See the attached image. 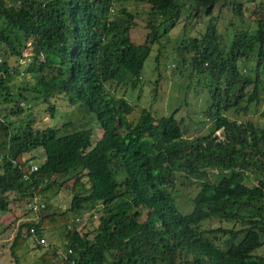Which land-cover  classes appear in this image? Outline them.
I'll return each mask as SVG.
<instances>
[{
	"label": "trees",
	"instance_id": "1",
	"mask_svg": "<svg viewBox=\"0 0 264 264\" xmlns=\"http://www.w3.org/2000/svg\"><path fill=\"white\" fill-rule=\"evenodd\" d=\"M128 1L0 0V212L17 210L28 197L45 203L38 222L23 221L15 233L13 264H20L27 238L40 264H69L61 263L60 248L31 236L32 226L40 233L63 228L65 247L79 254L76 264H264L252 254L264 246V0H134L147 4L139 44ZM221 3L232 15L219 21L256 26L234 34L226 47L212 15ZM184 15L196 33L185 31L186 21L172 69L196 77L190 86L203 93L205 107L194 121L211 122L192 137L174 112H136L124 92L116 93L138 87L153 47L159 65L167 52L163 37ZM204 15L209 22L201 30ZM25 51L31 60L23 64ZM17 69L30 78L15 87ZM60 100L97 126L61 134L32 125L37 103L54 120ZM36 149L44 159L30 172ZM68 180L69 206L54 209L47 193ZM188 181L198 190L188 199L192 210L182 213L175 196ZM90 208L100 214L91 229L66 230L73 214ZM214 220L232 226L211 227Z\"/></svg>",
	"mask_w": 264,
	"mask_h": 264
},
{
	"label": "rangeland",
	"instance_id": "2",
	"mask_svg": "<svg viewBox=\"0 0 264 264\" xmlns=\"http://www.w3.org/2000/svg\"><path fill=\"white\" fill-rule=\"evenodd\" d=\"M221 4H216L214 7L212 15L213 17L215 16L217 20L215 18H212V20L214 22L216 20L221 29V31H216L217 36L220 37V45L226 47L231 41L230 39L233 38L234 34L241 33L249 26V24H247L246 28H243L239 23L241 21H238L237 19L236 21H229L231 19H228L226 22L219 21L220 15H224L226 18L232 15L230 8L227 9L225 7L226 5ZM126 6L136 15L137 26L131 31L132 39L137 44L142 43L146 35V29L143 25V22L147 19V4L144 2H135L134 0H129L126 2ZM12 9V6L9 5L8 10ZM252 18V16L249 18L250 21ZM186 21L187 23L185 31H187L188 34L196 33L191 29L193 25L192 23H194V21L192 19L187 20L184 15L178 25L171 29L167 36L163 37L165 40V50H167V52L163 54L164 56L161 58L159 65L157 66L155 61L156 48L153 47V50L150 52L149 56L144 62L138 87L132 88L128 86L127 88H124L122 86L117 88L116 93L122 95V92H124L125 98L136 107V112L143 108L151 112L154 116H168L174 112L177 118H182L184 121V126H186L185 136L192 137L193 135L203 132L205 127H209L211 122L206 121L203 127L202 124L195 122L197 121V118L199 119L200 116H203L202 113L200 114V111L205 107V103L202 98L203 93H194L193 87L190 86V83H194L196 77H192L193 79L191 80V78L187 77L186 72L184 73L185 76H180V72H183L184 70L179 71L178 69H172V65L177 62L178 57L177 53L175 54L174 49L177 46L176 44L179 43V39L184 36L183 26ZM244 21L248 20L244 19ZM207 22H209V19L204 15L200 21L199 28L204 30L207 26ZM254 28H256V26H251V28L249 26L251 32ZM8 59L13 60V57H8ZM12 62L17 64L14 61ZM15 74V81L12 83V85L15 87L17 83L21 81L24 82L30 78L26 74L20 75L18 70L15 72ZM163 77H166V80H163ZM156 82L161 85L159 88L156 85ZM14 91H16V89H14ZM203 92L206 93V89L203 90ZM59 102L61 105L58 104L56 107L57 112L55 113L56 118L54 117V120L49 114L47 105L43 103H37V105L34 106L35 119L33 120L32 125L38 128L49 125L58 127L60 128L61 134H66L73 131L74 129L86 130L92 125L93 127L97 126L94 120L87 116L84 117L81 114L79 107H73L69 110H64L62 107L66 105V103H64V100H60ZM20 105H22V103H20ZM229 116L232 117V113H230ZM34 151H36L35 154H38L37 157L40 158L42 156L41 150L36 149L32 152ZM35 163L37 164V160H35ZM210 178L212 181L217 180V177L213 175H210ZM194 180L195 179L192 178V183ZM255 181L256 180L253 179L250 181L245 180V183L251 185ZM189 182L190 181H188L186 184H181L182 186L179 188L181 192L175 196L178 208L182 213H188L192 210L193 203L192 201L190 202V200L188 201V199L194 196L198 190V186L196 184H190ZM70 184L71 181L68 180L63 186L52 189L47 193V199H49L48 201L51 203L54 209L64 210L69 206L70 199L72 197ZM17 206L19 207L16 208L17 210H13L11 206L10 211L4 213L0 212V264H13L14 259L10 254L9 246L19 226L24 223L23 221L27 220V214H23L25 212V209L23 208L24 201L17 204ZM90 210L93 209H84L81 215L88 213ZM97 214L100 215L99 213ZM75 215L77 214H73L72 217ZM94 223V221L88 220L84 224L81 223V225H77V227L79 228V231L83 232L91 229ZM209 225L211 227H216L218 225L231 227L232 223H221L217 220H214V222L210 223ZM206 226H208V224H206ZM63 230V228L55 229L52 227H46L44 233L46 234L45 238L48 244L51 243L52 245H56L57 248H61V250L64 249L66 243L61 242L62 238L64 237ZM22 232H26L25 226L22 228ZM31 244V238H27L24 248L18 252L20 264H40L36 261V253H39V251L32 252L33 248L27 249V247H30ZM252 254L264 257V246L257 248Z\"/></svg>",
	"mask_w": 264,
	"mask_h": 264
},
{
	"label": "built area",
	"instance_id": "3",
	"mask_svg": "<svg viewBox=\"0 0 264 264\" xmlns=\"http://www.w3.org/2000/svg\"><path fill=\"white\" fill-rule=\"evenodd\" d=\"M29 171L35 172L38 170V164L35 163V160L29 159ZM45 207V203L40 202L39 198L37 196H34L33 198L28 197L24 202V208L29 212V217L27 220L31 221L34 220L36 223L38 222V213ZM92 216V218L96 219L97 215L91 213H84L83 215L75 216L67 225V230H72L77 225L84 224L89 220V216ZM78 228V227H76ZM29 232L32 237H34L40 244L47 245V241L45 238L44 232L41 230L40 232H36L35 227H30ZM79 230V228H78ZM58 255L61 257L60 261L61 263H69V264H76V259L79 258V254L75 251H73L71 248H65V249H59L57 251Z\"/></svg>",
	"mask_w": 264,
	"mask_h": 264
},
{
	"label": "clouds",
	"instance_id": "4",
	"mask_svg": "<svg viewBox=\"0 0 264 264\" xmlns=\"http://www.w3.org/2000/svg\"><path fill=\"white\" fill-rule=\"evenodd\" d=\"M41 56H43L42 53H41ZM30 60H31V55H30V53L25 51V52H24V58L21 59V62H23V64H26L27 62H30ZM10 61H11V63H12L13 66H14V70H16V64H14V63L12 62V61L15 62L14 58H13V60H10ZM17 70H19V69H17ZM24 73H25L24 70L19 72L20 75H23ZM24 75H25V74H24ZM216 131H218V132H216V133H219V132H220V130H216ZM43 159H44V154H43L42 157H40V158L38 157V159H37V164L43 162ZM33 160H34V159H33ZM28 165H29V164H28ZM255 182H256V181H255ZM255 182H254V183H255ZM254 183H253V184H254ZM25 210H26V209H25ZM26 211H27V210H26ZM83 211H84V210H83ZM83 211H82V212H83ZM91 212H92V214H96V215H97V218L99 217V215L97 214V212H94V210H90V211L88 212V214L91 213ZM27 213L29 214L28 211H27ZM81 214H82V213L77 214V215H75V216H78V215H81ZM75 216H74V217H75ZM74 217H72V218L70 219V221H71ZM97 218L94 219V218H92L91 215L89 216V220H93V221H95V220H97ZM70 221H69V222H70ZM76 227H77V226H75V228H73V229H76L77 231H79L78 228H76ZM73 229H72V230H73ZM66 230H67V229H66ZM70 231H71V230H70ZM79 232H80V231H79ZM47 243H48V242H47ZM65 248H66V247H65ZM65 248H64V249H65Z\"/></svg>",
	"mask_w": 264,
	"mask_h": 264
},
{
	"label": "crops",
	"instance_id": "5",
	"mask_svg": "<svg viewBox=\"0 0 264 264\" xmlns=\"http://www.w3.org/2000/svg\"><path fill=\"white\" fill-rule=\"evenodd\" d=\"M42 156H43V152H42ZM41 156V157H42ZM45 234V233H44ZM46 235V234H45ZM61 242H64V237L62 238V240H61ZM50 245H51V243H50ZM56 246V245H55ZM64 247V246H63ZM29 248H33V243L30 245V247H27V249H29ZM61 249V248H60ZM59 250V249H58ZM32 252H35L34 250L32 251ZM19 255V254H18ZM36 261L37 262H39L38 261V255H37V253H36ZM14 263V262H13ZM24 264H26V263H24Z\"/></svg>",
	"mask_w": 264,
	"mask_h": 264
}]
</instances>
